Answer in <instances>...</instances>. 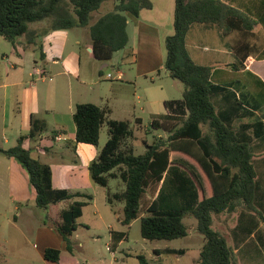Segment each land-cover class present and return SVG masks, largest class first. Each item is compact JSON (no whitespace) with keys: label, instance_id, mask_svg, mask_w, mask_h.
<instances>
[{"label":"trees","instance_id":"obj_1","mask_svg":"<svg viewBox=\"0 0 264 264\" xmlns=\"http://www.w3.org/2000/svg\"><path fill=\"white\" fill-rule=\"evenodd\" d=\"M106 2H112L111 6L101 13L99 10ZM151 8L150 0H0V36L15 50L19 44L26 50L33 40L20 42L30 35V25L45 23L49 25L48 31L86 28L92 57L106 63L128 45L125 14L138 17L142 10ZM95 14L98 17L93 20ZM172 24L173 33L162 44L163 70L170 79L183 84L182 101L165 102L167 114L153 118L147 128L166 133V138L155 137L151 144L143 141L144 152L135 155L130 143L135 138L131 123L141 130L140 119H109L108 108L82 103L75 105L72 114L74 143L96 146L100 128L106 124L108 140L88 165V173L92 183L104 188L105 202L118 215L122 226L129 227L139 219L143 239L172 241L188 235L183 219L190 216L195 220L196 232L205 241L194 264H236L235 251L225 236L213 228V216L229 214L240 207L259 215L253 206L258 187L252 141L241 132L255 131L254 125L264 119V108L241 132L233 123L234 116H220L212 100L215 86L210 81L211 68L191 60L185 38L193 24L215 25L227 34L232 30L250 32L255 23L221 0H175ZM235 105L239 109L243 102L236 99ZM43 131L41 122H32L27 135L20 136L13 147L0 153L15 160L25 171L35 194L36 208L47 210L70 201L52 226L70 252L71 237L79 226L77 220L93 198L54 188L50 166L33 158L23 147L26 137H36ZM172 155L187 164L171 160ZM111 179L120 180L124 189L112 192L108 187ZM117 204H122L121 211L116 210ZM123 237V233H118L112 235V240L120 242ZM162 252L184 254L182 249ZM44 259L58 263L60 251L48 248ZM138 260L139 264H149L141 256Z\"/></svg>","mask_w":264,"mask_h":264},{"label":"crops","instance_id":"obj_2","mask_svg":"<svg viewBox=\"0 0 264 264\" xmlns=\"http://www.w3.org/2000/svg\"><path fill=\"white\" fill-rule=\"evenodd\" d=\"M221 1L244 12L254 21L255 24L250 32L232 30L224 34L215 25L193 24L187 32L185 45L187 53L194 63L211 68L210 81L215 86L212 100L217 111L220 116L225 118L234 116L233 123L238 125L241 132L245 124L252 123L254 115H260L258 110L264 108V105L259 103L261 92L264 90V0ZM174 2L175 0H168L170 6L164 11H159L156 10V5L151 1L152 8L142 10L138 17L129 13L125 14L128 35L127 46L130 44L131 46L119 51L121 54L119 55L118 66L126 63L136 65L132 76L134 89L132 88L131 91L124 86L117 85L121 82L126 83L125 79L128 75L118 67L115 68L114 75L120 72L122 74L121 79L110 81L115 85L106 87L105 93L97 97L102 105L96 106L108 108L109 115H114L115 107L102 103L105 101L108 103L109 92L119 101L125 100L134 95L135 86L139 85L140 77L150 74L159 75L163 70L164 50L162 44L163 39L173 33ZM97 17L98 15L95 14L93 20ZM48 27L45 23H39L33 25L31 29L29 28L30 35L28 38H23L20 43L25 44L32 40L34 43L29 45L26 50H22L23 45H18L14 51V57L21 62V65L16 61L15 63L8 62L9 70L0 86L4 90V96L7 95L9 88L17 87L16 102L21 106L19 126L14 127L17 132L20 130L22 136L27 135L31 130L32 122H41L44 125L43 132L33 138L26 137L22 145L30 151L33 158L50 166L53 187L65 189L71 193H84L78 185L79 173L85 172L89 177L88 165L98 155L86 148L92 145L74 143L72 97L73 94L76 98L80 97V91L77 89L72 91L73 80L80 85H85V87L89 86L90 92H96L97 87L101 92H104L103 83L99 81V77L105 73L104 71L109 67V62L102 63L92 57L90 37L86 28L48 31ZM70 30L74 31L76 36L73 39V44L67 49L68 31ZM77 48H81L83 54L79 53ZM250 50L252 53L249 52ZM242 58H245L244 61H241ZM84 59L89 65V71L87 73L86 70V77L82 79L81 65ZM24 63L31 65L30 68L27 67L25 75L24 67H22ZM111 65L114 66V64ZM233 65H239V67L234 68ZM36 71L40 74L36 75ZM47 75L50 78L49 82H47ZM37 80L41 82V86H36L34 81ZM150 81L151 84L145 86L142 91H149V94L155 98L154 101L145 103L147 114L152 120L165 115L162 113L163 110H166L164 104L170 99L167 97L164 87L155 83V78L151 77ZM26 82L29 83L28 88L23 87ZM173 85L175 89L177 87L178 91L181 90L180 86ZM42 87H45V92H43ZM44 95H46L45 103H43ZM58 97L61 98L67 110V115L63 118L59 115ZM236 99L243 102L239 109L235 105ZM77 104L80 103H75V105ZM246 108H249L250 111H246ZM242 111L250 113L249 116H244ZM122 113L129 117L112 119L133 122L134 119L138 118L134 117V108H122ZM138 119L142 122L141 118ZM259 125H263L260 126L259 131L262 129L264 133V119H261ZM254 134L252 129L246 133L241 132V135H245V137H252ZM50 140L65 142V147L71 150L74 155L81 152L83 158L80 160V164L76 163V160L78 162L79 159H74L72 156L71 161L74 166L66 165L64 154L52 149ZM257 142L254 144L251 142L253 144L251 148L260 149V141ZM4 144H9V140H5ZM5 149L0 147V150ZM257 156L261 159L259 166L254 167L255 157L252 160L258 187L254 195L253 206L259 215L255 211L240 207L232 213L214 215L215 218L213 216V228L225 236L228 244L235 251L236 264H261V262L264 264V149ZM0 157H3L0 158V165L10 172V179H17V182L11 183L10 191L12 195L16 194L18 197L16 206L9 213V215H12V212L15 214L10 218L4 216L0 220V256H20L22 243L29 245L32 242V254L39 258L42 264L51 263L44 259L46 249H57L60 251V255L63 251H67L61 236L52 227L58 220V214L62 209L53 217L50 216V209L54 205L47 210L36 208L35 194L25 171L15 160L8 159L1 153ZM170 159L172 160V157ZM173 160L187 164V161L184 162L185 160L179 156H175ZM189 166L194 170L196 168L192 163H189ZM85 183H88L87 180ZM88 186L90 187V184ZM91 190L100 195V192L95 188H91ZM92 198L90 205L95 209V197L92 196ZM115 217L118 220V215ZM247 229L248 233L245 234ZM241 233L242 236L240 237ZM188 237L187 235L184 238ZM155 251L159 252L158 250ZM22 255L28 257L24 253ZM6 263L7 261L4 264ZM25 264L33 263L27 262Z\"/></svg>","mask_w":264,"mask_h":264},{"label":"rangeland","instance_id":"obj_3","mask_svg":"<svg viewBox=\"0 0 264 264\" xmlns=\"http://www.w3.org/2000/svg\"><path fill=\"white\" fill-rule=\"evenodd\" d=\"M156 5V10L164 11L167 7L170 6L168 4V0H151ZM112 2L104 3L101 8L100 12L102 13L105 9L111 6ZM48 25V24H47ZM33 25H30L29 28L31 29ZM49 26V25H48ZM130 30V29H129ZM69 33V42L67 49L70 48V45L73 44V39L76 36V33L72 30L68 31ZM127 46V48H129ZM78 52L83 54L81 48H77ZM14 51H16L13 46L6 41L3 37L0 36V85L3 83V80L8 73L9 67L7 66L8 62L15 63L18 62L21 65V62L17 61L18 59L14 57ZM120 52H116L113 56V59L109 61V67L106 68L104 71L105 73L100 75L99 81L102 82V87L104 92H101L100 89H96V92H90L89 86L80 85L75 80H73L72 91L77 89L80 91V97L76 98L73 94L72 101H73V110L75 107V103H91L95 105H102L101 102L97 99L98 95L105 93V88L113 86L110 81L104 79L107 73H111L114 75L115 68H119L122 72L128 75L126 77V83L121 82L117 85L124 86L128 90L132 91L134 89V81L132 79L134 68L136 67L135 64L126 63L121 64L118 66L119 62V55ZM7 57V60H6ZM24 63L22 67H24V75L27 72V67L30 68V64ZM97 64V63H94ZM111 64H114L112 66ZM21 67V68H22ZM59 68V67H57ZM81 78L84 79L86 77V70L87 73L89 71V65L86 64V60L82 61L81 65ZM88 75V74H87ZM48 77V78H47ZM155 78L156 84H161L164 89L167 97L170 100L167 102H181L182 96L181 92L183 90V84L178 81H174L170 79L164 70L161 71L159 75L157 74H150L145 77L139 78V85L135 86V93L131 97L119 101L116 97L109 92L107 99L108 103L102 102L103 105H112L115 107L114 115H109V119L118 118L124 119L122 117H129L125 116L122 113V108H134V117H138L142 119V128L141 130H136V127L133 123H131V128L134 132V140H131L130 143L133 147V152L135 155H140L144 152V144L145 141L148 144H151L155 137H163L166 138V133L162 131L152 130L148 131V124H149V116L147 114L145 103L147 101H154V97L149 94V91H142L145 86L150 85L151 81L150 78ZM47 82H49L50 78L47 75ZM31 80H34L31 78ZM36 86L40 85L41 82L39 80L34 81ZM180 86L181 90L178 91L177 87L174 88V85ZM29 83L23 84L24 88H28ZM101 86V85H100ZM99 86V87H100ZM43 88V92H45V87ZM129 94V91H127ZM16 93L17 87H11L7 90V95L4 96V90L0 86V147L1 148H11L13 145L16 144L18 138L20 137V130L14 129L15 126H19V120L21 119V112H20V104L16 102ZM261 101L264 105V90L261 92ZM46 95L43 97V103H45ZM20 101V99H18ZM58 107H59V115L61 117H65L67 115V110L61 100L60 97L57 99ZM142 109H144L142 111ZM166 109V108H165ZM246 111H250L249 108H246ZM242 111L244 116H249L250 113ZM162 113L165 115L167 114V110H163ZM161 113V114H162ZM161 117V116H160ZM51 118V117H50ZM151 120V119H150ZM133 124V125H132ZM255 134L252 135L250 138L252 143H258L260 141L261 148L255 150L252 148L253 154L255 155L254 160V167L259 166L260 158L257 156L258 153L263 151L264 149V133L263 131H259L260 125L255 124ZM22 133V132H21ZM51 136V133H49ZM69 135V134H64ZM22 136V135H21ZM5 140H9V144H4ZM108 140L107 135V126L103 124L100 128L99 132V139L96 146H87L91 152H95L98 155L101 149L104 147L106 141ZM50 145L52 149L55 151H60L64 154V162L66 165L74 166V163L71 161V157L73 156L74 159H79L76 163L80 164V160H82L83 155L82 153H78L74 155L71 153V150L65 147V142H55L50 140ZM250 143V145H253ZM85 147V146H82ZM172 160L175 155H172ZM3 158V157H0ZM79 188L80 190L84 191V193L91 194L95 197V209L91 205H87L83 207V215L82 218L79 220L76 231L73 233L71 237V245H70V252L63 251L60 255V261L58 263H48V264H139L138 257H143L149 264H194L199 257V253L201 249L205 245V241L201 235H199L195 230V220L194 218L187 216L183 219V223L188 228V238H181L172 241H149L145 240L140 235V224L139 219H136L131 222L129 227L122 226L118 220L116 219L113 211H110L108 205L104 201V188L95 185L88 177L87 173H79ZM87 180V184L85 183ZM12 182H17V179L13 178L10 179V172L6 171L4 167L0 165V220L4 217H12L15 212H12V215H9L11 210L16 206L18 197L17 195H12L10 191V185ZM90 184V187L88 186ZM108 187L112 192H119L124 189L123 183L118 179H111L109 180ZM91 188H95L100 192V195H97L96 192H92ZM68 191V190H67ZM100 198V200H98ZM70 201H64L57 205H54L50 209V216L54 215L60 210L64 209ZM94 203V202H93ZM116 210L121 211L122 204L116 205ZM9 215V216H8ZM218 216V215H216ZM56 217V216H55ZM215 218V216H214ZM54 220H56L54 218ZM118 233H123L124 237L120 242H114L111 239L112 235H118ZM248 233V229L245 231V234ZM242 236V233L240 237ZM80 244V246H79ZM166 247V248H165ZM164 249H182L184 250L183 255H170L162 252ZM155 250L159 252L155 253ZM21 252L28 257L23 256H14V255H7V256H0V264H25L27 262L33 264H42L39 258L32 254V242L28 245L22 243L21 245ZM242 256V254H241ZM252 257V256H251ZM257 260V259H256ZM259 264V263H257ZM262 264V262H261Z\"/></svg>","mask_w":264,"mask_h":264},{"label":"built area","instance_id":"obj_4","mask_svg":"<svg viewBox=\"0 0 264 264\" xmlns=\"http://www.w3.org/2000/svg\"><path fill=\"white\" fill-rule=\"evenodd\" d=\"M39 74H40V72L36 71V75H39ZM121 77H122V74L120 72H117L116 75H113L111 73H107L105 75V79H107V80H113V81L120 80Z\"/></svg>","mask_w":264,"mask_h":264}]
</instances>
